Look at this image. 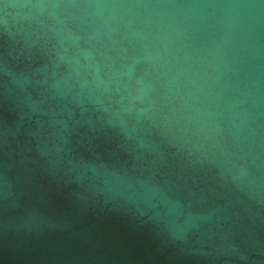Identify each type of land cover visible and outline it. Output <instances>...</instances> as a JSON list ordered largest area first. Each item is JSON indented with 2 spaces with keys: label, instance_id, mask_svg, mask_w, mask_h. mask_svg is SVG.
Masks as SVG:
<instances>
[{
  "label": "water",
  "instance_id": "1",
  "mask_svg": "<svg viewBox=\"0 0 264 264\" xmlns=\"http://www.w3.org/2000/svg\"><path fill=\"white\" fill-rule=\"evenodd\" d=\"M0 264H264V0H0Z\"/></svg>",
  "mask_w": 264,
  "mask_h": 264
}]
</instances>
